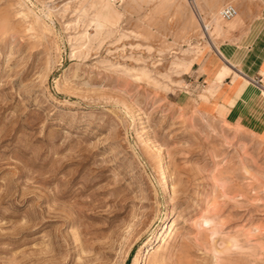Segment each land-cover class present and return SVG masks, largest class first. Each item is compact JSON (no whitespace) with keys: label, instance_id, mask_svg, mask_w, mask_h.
<instances>
[{"label":"rangeland","instance_id":"obj_1","mask_svg":"<svg viewBox=\"0 0 264 264\" xmlns=\"http://www.w3.org/2000/svg\"><path fill=\"white\" fill-rule=\"evenodd\" d=\"M261 7L0 0V264H264V91L198 69Z\"/></svg>","mask_w":264,"mask_h":264},{"label":"crops","instance_id":"obj_2","mask_svg":"<svg viewBox=\"0 0 264 264\" xmlns=\"http://www.w3.org/2000/svg\"><path fill=\"white\" fill-rule=\"evenodd\" d=\"M261 2L262 7L256 17L232 31L229 41L217 44L224 55L220 56L212 50V54L206 55L198 65L199 79L205 83V87L222 64L237 71L233 80V72L222 78L216 91L209 97L210 100L215 97V110L222 104L226 107L222 112L224 116L240 111L243 105L239 90L242 77L250 82H254V78L259 79L256 85L264 91V0Z\"/></svg>","mask_w":264,"mask_h":264},{"label":"built area","instance_id":"obj_3","mask_svg":"<svg viewBox=\"0 0 264 264\" xmlns=\"http://www.w3.org/2000/svg\"><path fill=\"white\" fill-rule=\"evenodd\" d=\"M236 13V7L230 3H225L218 9V17L221 21L231 20L236 15Z\"/></svg>","mask_w":264,"mask_h":264},{"label":"bare ground","instance_id":"obj_4","mask_svg":"<svg viewBox=\"0 0 264 264\" xmlns=\"http://www.w3.org/2000/svg\"><path fill=\"white\" fill-rule=\"evenodd\" d=\"M237 14H238V12L236 13V15H237ZM236 15H235V16H236ZM235 16H234V17H235ZM234 17H233V18H234ZM233 18H232V19H233ZM98 21H99V20H98ZM97 26H98V25H97ZM201 26H202V25H201ZM205 26H206V29L210 30V28H209L210 25H209V24H206ZM214 28H215L217 31H220L221 26H220V25H216ZM203 29H204V28H203ZM212 45H213V44H212ZM215 48H216V47H215ZM216 51H217V53H218L219 55H220V54H221V55H224L223 52H222L221 50H218V48H216ZM226 75H227V74H226ZM218 76H219V74H218ZM216 77H217V76H216ZM240 77H242V76H240ZM242 78H243V77H242ZM243 79H245V78H243ZM245 80H246V79H245ZM246 81H248V80H246ZM214 86H215V85H214ZM142 257H143V256H142Z\"/></svg>","mask_w":264,"mask_h":264}]
</instances>
